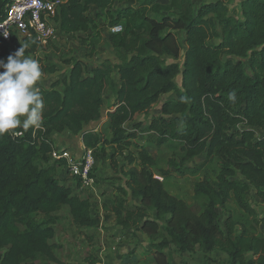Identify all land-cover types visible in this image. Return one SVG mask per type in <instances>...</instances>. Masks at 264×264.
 Returning a JSON list of instances; mask_svg holds the SVG:
<instances>
[{
    "label": "trees",
    "instance_id": "16d2710c",
    "mask_svg": "<svg viewBox=\"0 0 264 264\" xmlns=\"http://www.w3.org/2000/svg\"><path fill=\"white\" fill-rule=\"evenodd\" d=\"M11 1L0 0V22ZM61 1L52 16L57 30L71 36L93 32L96 37L80 39L91 45V54L99 33L89 8L104 11L115 1L129 5L116 11L123 33L108 35L119 62L106 59L89 71L79 60L65 61L71 67L62 81L48 89L39 87L44 102L40 127L19 128L15 135L0 137V264H23L37 255L67 264L55 257L50 243L63 208L80 228L94 229L101 223L89 200L61 182L69 179L81 186L78 177L70 175L66 159L51 162L53 136L64 131L78 136L94 156L100 144L113 146L110 163L127 179L117 189L121 197L114 198L110 211L118 226L147 237L155 264H172L166 252L171 245L179 255L196 248L203 254L218 250L229 264H264V213L248 200L252 189L264 201V0H239L232 8L237 0H216L197 8L193 0ZM178 33H183L182 40ZM22 45H27L25 56L41 46L34 37L11 36L0 43V60L6 62ZM167 57L174 62L168 63ZM114 71L117 86L112 83ZM42 72L54 74L58 69L51 65ZM179 76L180 85L175 82ZM108 80L115 101L106 114L110 137L105 139L89 126L102 118ZM230 93L234 99H229ZM168 94L174 98L164 101L160 115L152 118L146 142L155 149L176 146L182 164L199 155L219 161L214 182L204 179L193 186L198 205L167 192L162 180L145 168L154 159L133 143L137 133L124 127ZM130 147L137 149V157L128 153L127 165L119 168L117 158ZM128 194L139 203L126 207ZM229 202L246 218L230 216L224 232L215 221L216 209ZM236 227L239 234L232 238Z\"/></svg>",
    "mask_w": 264,
    "mask_h": 264
},
{
    "label": "rangeland",
    "instance_id": "374dc122",
    "mask_svg": "<svg viewBox=\"0 0 264 264\" xmlns=\"http://www.w3.org/2000/svg\"><path fill=\"white\" fill-rule=\"evenodd\" d=\"M214 1L216 0H193L195 8L200 4ZM238 1L234 2L231 8L232 6L236 7ZM127 6L129 5L115 1L111 8H107L104 11L92 7L89 8L88 14L94 20L97 33H99V38L95 39L96 51L93 54L90 53L91 45L80 42L81 38L83 39L88 35L96 37L93 32L80 33L72 36L65 35L57 30L56 24L52 22L51 25H55V27L52 25L56 32L55 37L43 42L38 50L32 55H29V57L37 60L41 68L54 65L58 69V72L54 74L43 73V77L37 86L48 89L55 81H62L71 67V65H66L64 63L65 61L79 60L87 69L94 65H100L106 59L113 64L118 63L119 61L116 57L115 50L108 42L109 28L113 25L123 26L122 21H116V11L125 9ZM178 37L182 40L184 38L183 33H178ZM213 42L217 41L214 40ZM182 60L183 54L177 62L181 65ZM166 61L168 63L174 62L169 57L166 58ZM245 71H249L248 66H245ZM175 82L180 85L181 77H177ZM112 83L114 86L118 84L116 71L112 73ZM169 98H174V96L169 94L162 96L159 102L148 112L135 115L133 120L126 123L124 127L128 132L137 133V137L133 140V143L141 145L154 159V164L149 167L146 166L145 168L151 171L155 177L162 180L167 192L189 205H198V200L194 196L193 186L196 182L204 179H207L209 182H214L219 170V161L214 157L199 155L191 162L182 164L179 162L180 151L176 146L165 144L159 149H155L146 142L147 126L153 117L160 115L161 105ZM114 101L115 97L110 89V81L108 80L103 89L102 118L98 122V126L96 124L93 126L102 138L105 139L110 137L106 123V114L108 111L113 110ZM136 126H139V128ZM60 136H53L55 138L53 139L55 152H59L63 148ZM257 136H260L259 132ZM76 141L80 145L79 138ZM112 148L113 146L100 144L95 150V163L93 167L95 184L93 188L77 187L69 179L66 182L61 180L65 185L71 186L74 195L88 199L92 213L99 216L101 220L98 228H80L73 223L67 208H63L57 213V219L52 226L55 231V236L50 243L55 245L53 253L61 262L67 264H92L91 261H93V264H155L151 254L150 242L147 237L135 229H123L118 226L115 221V216L110 211L114 198L121 197L117 189L124 186L125 179H127L123 173L119 172V169L115 170L110 163L109 158L112 154ZM67 150L71 154L81 153V151L76 152L72 147H67ZM128 153L137 157L138 151L134 147H130L127 151H124V156L117 158L119 168L127 165L124 157ZM50 159L52 163L55 160L52 155ZM126 169L124 168V170ZM164 173L168 174L162 178L161 176ZM58 176L61 179L64 178V172L59 171ZM248 200L259 214L264 213V201L256 198L252 189L248 192ZM125 201V206L128 208L139 203L138 200L133 199L129 194L125 197ZM216 210L217 218L215 221L224 232L227 231L226 223L230 216H233L234 219L240 217L242 221L246 218V215L238 210L231 202L227 203L224 207L218 206ZM152 217H155L154 213H152ZM159 224L160 230L163 231L164 220ZM239 231L240 228L236 227L235 234L232 238L237 236ZM166 252L172 264H229L227 256L218 250L203 254L196 248L193 252L179 255L171 245L166 249ZM207 259H210V261ZM23 264L56 263L45 256L37 255L33 260Z\"/></svg>",
    "mask_w": 264,
    "mask_h": 264
},
{
    "label": "clouds",
    "instance_id": "9594fccd",
    "mask_svg": "<svg viewBox=\"0 0 264 264\" xmlns=\"http://www.w3.org/2000/svg\"><path fill=\"white\" fill-rule=\"evenodd\" d=\"M26 47L22 45L6 62L0 60V137L41 125L44 102L37 85L43 72L37 60L25 56Z\"/></svg>",
    "mask_w": 264,
    "mask_h": 264
},
{
    "label": "built area",
    "instance_id": "2783aa9c",
    "mask_svg": "<svg viewBox=\"0 0 264 264\" xmlns=\"http://www.w3.org/2000/svg\"><path fill=\"white\" fill-rule=\"evenodd\" d=\"M61 0H12L7 6L5 18L0 22V43L9 41L11 36L22 40L34 39L42 44L55 37V25H51ZM55 23V22H54ZM56 24V23H55ZM57 27V26H56ZM111 34L123 33L122 25H113L109 28ZM55 160L66 159L71 176L78 177L82 188H93L95 178L93 167L95 156L93 150L82 149L79 154H71L67 149L53 151Z\"/></svg>",
    "mask_w": 264,
    "mask_h": 264
},
{
    "label": "crops",
    "instance_id": "0c3cea01",
    "mask_svg": "<svg viewBox=\"0 0 264 264\" xmlns=\"http://www.w3.org/2000/svg\"><path fill=\"white\" fill-rule=\"evenodd\" d=\"M98 66L99 65H94L93 67L89 68V71L98 67ZM94 124L95 123L90 124L89 127H93ZM57 135H61L60 138H61V143L63 144V148L67 149V147H72V148H74V150L76 152L82 151L81 148L84 149V146L81 142V139L78 136H72V135H70V133L68 131H64L63 134L61 133V134H57ZM78 138L80 141V145H79L78 141H76ZM53 139H55V138L53 137ZM73 142H75V143H73Z\"/></svg>",
    "mask_w": 264,
    "mask_h": 264
}]
</instances>
